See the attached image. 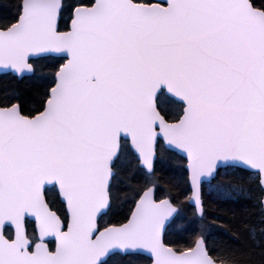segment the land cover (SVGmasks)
Instances as JSON below:
<instances>
[{
    "label": "snow or ice",
    "instance_id": "snow-or-ice-1",
    "mask_svg": "<svg viewBox=\"0 0 264 264\" xmlns=\"http://www.w3.org/2000/svg\"><path fill=\"white\" fill-rule=\"evenodd\" d=\"M0 264H264V0H0Z\"/></svg>",
    "mask_w": 264,
    "mask_h": 264
}]
</instances>
